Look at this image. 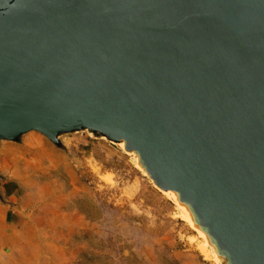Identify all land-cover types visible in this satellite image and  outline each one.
Returning <instances> with one entry per match:
<instances>
[{
    "label": "water",
    "instance_id": "95a60500",
    "mask_svg": "<svg viewBox=\"0 0 264 264\" xmlns=\"http://www.w3.org/2000/svg\"><path fill=\"white\" fill-rule=\"evenodd\" d=\"M85 129L264 264V0H0V141Z\"/></svg>",
    "mask_w": 264,
    "mask_h": 264
},
{
    "label": "rangeland",
    "instance_id": "374dc122",
    "mask_svg": "<svg viewBox=\"0 0 264 264\" xmlns=\"http://www.w3.org/2000/svg\"><path fill=\"white\" fill-rule=\"evenodd\" d=\"M116 143L86 129L0 141V264H221Z\"/></svg>",
    "mask_w": 264,
    "mask_h": 264
},
{
    "label": "bare ground",
    "instance_id": "6f19581e",
    "mask_svg": "<svg viewBox=\"0 0 264 264\" xmlns=\"http://www.w3.org/2000/svg\"><path fill=\"white\" fill-rule=\"evenodd\" d=\"M122 150H124V147H123V144L122 143H116ZM125 151V150H124ZM127 152V151H126ZM133 154V153H132ZM134 155V154H133ZM134 158H135V160H136V162H137V158H136V156L134 155ZM137 166H138V164H137ZM139 167V166H138ZM140 168V167H139ZM141 169V168H140ZM142 170V172H143V174L144 175H146L145 174V172H144V170L143 169H141ZM152 182V181H151ZM153 183V182H152ZM154 184V183H153ZM155 185V184H154ZM157 187V186H156ZM158 188V187H157ZM165 195H166V197L175 205V207L178 209V212H179V215L181 216V219H183L193 230H195L201 237H202V239H203V242H204V244L202 243V246H209L210 248H211V250H212V252H213V254H214V256H215V258L217 259V262L219 261V262H223V258H221V257H219V256H217L216 255V253H215V251H214V249H213V247L210 245V243H209V241H208V238H207V236L200 230V229H198L195 225H194V222H193V220H192V218H191V216H190V214H189V212H188V210L184 207V206H182L179 202H178V200H177V198H176V195L174 194V193H172V192H168V191H162ZM203 248H205V247H203ZM204 250V249H203ZM207 254V253H206Z\"/></svg>",
    "mask_w": 264,
    "mask_h": 264
}]
</instances>
